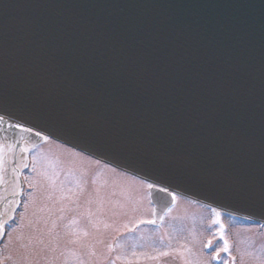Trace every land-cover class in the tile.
Returning a JSON list of instances; mask_svg holds the SVG:
<instances>
[{"label": "water", "instance_id": "95a60500", "mask_svg": "<svg viewBox=\"0 0 264 264\" xmlns=\"http://www.w3.org/2000/svg\"><path fill=\"white\" fill-rule=\"evenodd\" d=\"M0 115L264 222V0H0Z\"/></svg>", "mask_w": 264, "mask_h": 264}, {"label": "rangeland", "instance_id": "374dc122", "mask_svg": "<svg viewBox=\"0 0 264 264\" xmlns=\"http://www.w3.org/2000/svg\"><path fill=\"white\" fill-rule=\"evenodd\" d=\"M20 144L22 185L0 228V264H264V224L180 196L161 225L141 223L154 220L148 183L52 138ZM8 149L0 133V190ZM220 224L229 251L212 261L204 245H223Z\"/></svg>", "mask_w": 264, "mask_h": 264}, {"label": "bare ground", "instance_id": "6f19581e", "mask_svg": "<svg viewBox=\"0 0 264 264\" xmlns=\"http://www.w3.org/2000/svg\"><path fill=\"white\" fill-rule=\"evenodd\" d=\"M7 124H11V123H7L6 122V125H5V128H6V132L3 131V132H0L2 137H4V139L7 141L8 145H9V149H8V152L6 154V161H5V164H4V167L2 168L3 171L5 172V175H7V179L8 181L5 183V186L4 188L0 190V195L2 196H6V198H8L7 201H9V199L11 200L8 204H1L0 205V224H4L6 219L9 218V210L7 211V207H10L11 208V202H14L15 196H17V188L20 186L16 182V178L20 177V170H21V164L19 163V161H21V159L23 158L24 154L21 153L22 150H21V141L24 140V138H36V136H33V135H30L29 133H25V132H21L18 128H11V127H7ZM29 128H32V127H29ZM34 129V128H32ZM36 130V129H34ZM42 133V132H41ZM21 137H23V139H21ZM16 154L17 157H18V160H17V164L14 166L13 164L10 165V162H11V157H12V154ZM24 164V161L23 163ZM122 177V176H121ZM123 178H130L128 176L125 175V177ZM131 180H135V179H131L130 178V181ZM137 181V180H135ZM132 183H134V185H137L138 183H135L134 181H131ZM138 182V181H137ZM138 186V185H137ZM131 187H133L131 185ZM135 187V186H134ZM140 187V186H139ZM163 187V186H162ZM169 191L173 192L171 189H169ZM174 193V192H173ZM13 196L15 197L14 200L12 201L13 199ZM175 203V201H174ZM197 203H201L199 201H197ZM177 204V201L175 203V205ZM174 205V206H175ZM15 206V205H14ZM224 211V210H223ZM7 216V217H6Z\"/></svg>", "mask_w": 264, "mask_h": 264}, {"label": "snow or ice", "instance_id": "6c2138e0", "mask_svg": "<svg viewBox=\"0 0 264 264\" xmlns=\"http://www.w3.org/2000/svg\"><path fill=\"white\" fill-rule=\"evenodd\" d=\"M5 125H6V120H5V116L4 115H0V132H3L6 130L5 128ZM7 127H11V128H18L21 132H25V133H29L30 135H33V136H36V137H39L40 139H43V140H47L48 137L43 135L39 130H34L32 128H29V127H25L23 126L22 124H7ZM21 139H23V137H21ZM148 189L149 190H155L159 193H166L168 196L171 197L172 201L174 202L176 200V195L169 191V189L165 188V187H158L152 183H149L147 185ZM170 211V209H169ZM214 213H215V217L216 219L213 221L214 224H219L220 223V220H219V217H220V213L219 212H215V210H213ZM153 214L155 215V211L153 212ZM160 219H162L163 217H159ZM141 223H148V224H155L156 221L155 220H152V219H148V220H141L140 221ZM0 228H3V225L0 224ZM219 239L223 241V245L222 246H213V243H212V240H209L205 245H204V248L205 249H211V251H209L207 253V255L211 258L212 261H217V260H221V256H220V253L221 252H225L227 253L229 251V245H228V241L224 238V235H223V225L220 224V229H219ZM133 255H135V253H133ZM161 255H168L167 252H162Z\"/></svg>", "mask_w": 264, "mask_h": 264}]
</instances>
